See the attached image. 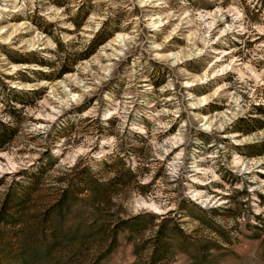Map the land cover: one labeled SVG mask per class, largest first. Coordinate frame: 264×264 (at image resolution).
<instances>
[{"label": "rangeland", "instance_id": "obj_1", "mask_svg": "<svg viewBox=\"0 0 264 264\" xmlns=\"http://www.w3.org/2000/svg\"><path fill=\"white\" fill-rule=\"evenodd\" d=\"M263 118L264 0H0V264H264Z\"/></svg>", "mask_w": 264, "mask_h": 264}, {"label": "trees", "instance_id": "obj_2", "mask_svg": "<svg viewBox=\"0 0 264 264\" xmlns=\"http://www.w3.org/2000/svg\"><path fill=\"white\" fill-rule=\"evenodd\" d=\"M42 66H49L48 64H44L43 62L41 63ZM68 71L64 70V71H60V74H64ZM45 76V75H43ZM260 109V107H259ZM255 122H257L256 128L255 130H259V129H263L264 128V118L263 120H253ZM4 126V124H2ZM254 131V130H253ZM240 132V130H239ZM9 140V136L7 135L6 132L4 133H0V149L2 148L3 145H5ZM260 146L264 147V143L260 144ZM116 239V234L112 235V240L114 241Z\"/></svg>", "mask_w": 264, "mask_h": 264}]
</instances>
